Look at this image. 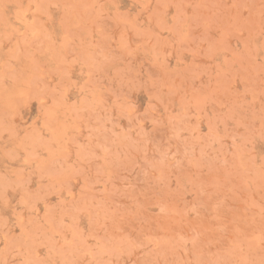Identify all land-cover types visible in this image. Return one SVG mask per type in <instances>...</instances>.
<instances>
[{
  "label": "rangeland",
  "instance_id": "374dc122",
  "mask_svg": "<svg viewBox=\"0 0 264 264\" xmlns=\"http://www.w3.org/2000/svg\"><path fill=\"white\" fill-rule=\"evenodd\" d=\"M0 264H264V0H0Z\"/></svg>",
  "mask_w": 264,
  "mask_h": 264
}]
</instances>
